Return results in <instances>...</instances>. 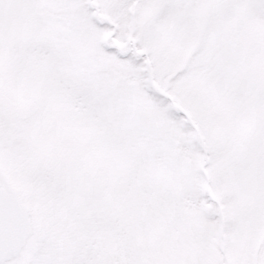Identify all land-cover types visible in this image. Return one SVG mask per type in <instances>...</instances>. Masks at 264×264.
Returning <instances> with one entry per match:
<instances>
[{
	"label": "snow or ice",
	"instance_id": "1",
	"mask_svg": "<svg viewBox=\"0 0 264 264\" xmlns=\"http://www.w3.org/2000/svg\"><path fill=\"white\" fill-rule=\"evenodd\" d=\"M0 264H264V0H0Z\"/></svg>",
	"mask_w": 264,
	"mask_h": 264
}]
</instances>
